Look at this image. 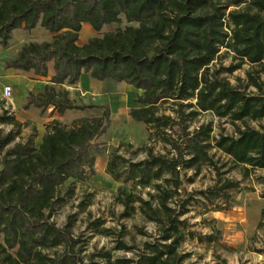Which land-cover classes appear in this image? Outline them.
Here are the masks:
<instances>
[{
  "label": "trees",
  "instance_id": "trees-1",
  "mask_svg": "<svg viewBox=\"0 0 264 264\" xmlns=\"http://www.w3.org/2000/svg\"><path fill=\"white\" fill-rule=\"evenodd\" d=\"M122 16L128 23L123 28L78 44L83 23L99 32L103 26L120 23ZM38 24L53 34L52 40L24 43L3 61L5 68L42 77L48 75L52 62L49 82L39 92L28 91L23 107H51L59 114L80 109L90 115L76 119L71 127L52 119L39 144L33 137L14 142L13 131L0 132V152L5 150L0 159V264H71L78 260L75 254L50 256L44 250L75 242L69 226L58 227L49 215L59 186L67 180H82L87 170L93 173L100 148L92 141L110 124L108 105L77 104L63 86L75 85L82 72L101 81L105 92L121 82L140 90L134 99L138 106L129 109L130 117L149 126L178 152L169 157L148 150L147 158L130 162L126 171L117 163L119 159L127 162L124 157L114 156L108 162V174L122 183L117 200L124 214L134 212V203L139 202L143 214L160 226V235L147 242L146 250L136 258H114L109 251L99 256L105 264H189L185 263L187 255L179 252L185 237L183 221L167 202L181 183L179 168L212 163L207 151L210 128L201 126L193 132L183 128L186 158L166 131L179 123L171 115L158 114L157 106L171 100L180 116L182 108H194L190 115L210 111L232 122L264 118V80L248 72L249 85L258 93H246L219 75L221 71L232 73L244 62L264 70V0H0L3 48L9 47L13 30H31ZM222 47L233 52L237 62L210 72ZM6 120L19 124L14 118ZM235 132L234 136L220 135L214 146L240 164L245 174L263 169L264 127L236 125ZM164 174L169 175L166 181L171 187L156 185V207L127 190L129 182L147 186ZM234 187L235 182L225 179L221 188ZM261 217L264 226V207ZM205 238L211 240L209 235ZM116 248L131 249L124 242Z\"/></svg>",
  "mask_w": 264,
  "mask_h": 264
},
{
  "label": "rangeland",
  "instance_id": "rangeland-1",
  "mask_svg": "<svg viewBox=\"0 0 264 264\" xmlns=\"http://www.w3.org/2000/svg\"><path fill=\"white\" fill-rule=\"evenodd\" d=\"M83 24L81 39L88 40L93 36H102L104 32L123 28L128 23L122 16L120 23L103 26L99 32L89 23ZM52 36L38 24L31 30H13L8 48L0 44V132L6 134L13 131L16 134L14 142H25L33 137L35 143L39 144L45 125L52 119H59L71 127L76 119L90 115L88 111L80 109L65 110L62 114L51 110V107L46 110L33 106L25 109L23 105L27 101L28 91L38 92L43 84L37 80L46 81V77L3 66L4 59L13 56L24 43L50 41ZM236 62L233 52L222 47L210 65V72ZM248 72L264 80L261 66L248 62L232 73L221 71L219 75L246 93H258L256 88L249 85ZM82 82V91L76 89L77 86L66 84L70 97L77 104L108 105L110 124L104 134L93 140L100 148V153L95 157L93 173L87 170L82 180H67L59 186L53 211L49 215V220L58 227L69 226L75 242L44 251L50 256L75 254L78 260L71 264H105L99 256L104 251H109L114 258H136L138 253L146 250L147 242L158 239L160 226L143 214L139 202L134 203V212L127 216L124 214V206L117 200V189L122 183L108 174L107 164L114 156L124 157L127 162L119 159L117 163L119 169L126 171L130 162L147 158L148 150L169 157L178 152L162 136L154 134L149 126L130 117L129 109L138 106L134 99L140 90L121 82L114 85L113 91L105 92L104 84L88 74ZM5 84H10L13 89L10 100L2 97L1 90ZM177 109L179 107L171 100L162 101L157 106L158 114L171 115L179 123L171 130L166 129L169 137L181 146L187 158L183 128L193 132L201 126L209 127L207 151L212 159L211 164L202 163L199 168H179L181 183L167 202L183 221L181 227L185 237L179 252L187 255L185 263L264 264V226L260 224L261 209L264 207V168L252 169L245 174L240 164L214 146L220 135H236V125L264 127V118L246 119L245 123L232 122L230 118L219 117L210 111L190 115L189 112L194 108H182L184 114L180 116V113H176ZM7 118H14L19 124L7 123ZM12 145L13 142L8 147ZM4 152H0V159ZM168 177V174H164L160 180H152L147 186L129 182L127 190L156 207L159 199L156 185L171 187L166 181ZM225 179L235 182L236 187L221 188ZM208 235L211 240L205 238ZM119 242H124L131 249L116 248Z\"/></svg>",
  "mask_w": 264,
  "mask_h": 264
},
{
  "label": "crops",
  "instance_id": "crops-1",
  "mask_svg": "<svg viewBox=\"0 0 264 264\" xmlns=\"http://www.w3.org/2000/svg\"><path fill=\"white\" fill-rule=\"evenodd\" d=\"M83 26H84V24H82V28H83ZM82 28H81V29H82ZM79 41H80V43H79ZM86 41H87V40H82V39H81V30H80V32H79V38H78V44H83V43H85ZM49 64H50V65H49ZM52 74H53L52 62H49V63H48V75L46 76V81H39V80H37L38 82H42L43 85H41V88H43V86H44L46 83L49 82V79H50V77H51ZM86 74H87V73H85V72H82V73H81L79 81L74 85V86H77L76 89H79V90L82 91V89H81V87H82V85H83L82 80H83V78H84V76H85ZM40 77H42V76H40ZM63 86L67 87L66 84H64ZM69 87H71V86H69ZM41 88L39 89V91L42 90ZM67 89H68V87H67ZM68 90H69V89H68ZM39 91H38V92H39ZM81 93L83 94V92H81Z\"/></svg>",
  "mask_w": 264,
  "mask_h": 264
},
{
  "label": "built area",
  "instance_id": "built-area-1",
  "mask_svg": "<svg viewBox=\"0 0 264 264\" xmlns=\"http://www.w3.org/2000/svg\"><path fill=\"white\" fill-rule=\"evenodd\" d=\"M1 93H2V97L5 100L12 99V97H13V94H12L13 93L12 86L10 84L3 85L2 90H1Z\"/></svg>",
  "mask_w": 264,
  "mask_h": 264
},
{
  "label": "water",
  "instance_id": "water-1",
  "mask_svg": "<svg viewBox=\"0 0 264 264\" xmlns=\"http://www.w3.org/2000/svg\"><path fill=\"white\" fill-rule=\"evenodd\" d=\"M93 142V141H92Z\"/></svg>",
  "mask_w": 264,
  "mask_h": 264
}]
</instances>
